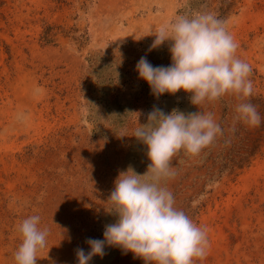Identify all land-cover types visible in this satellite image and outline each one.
<instances>
[{"label": "rangeland", "instance_id": "374dc122", "mask_svg": "<svg viewBox=\"0 0 264 264\" xmlns=\"http://www.w3.org/2000/svg\"><path fill=\"white\" fill-rule=\"evenodd\" d=\"M203 12L225 22L252 68L243 100L259 126L236 118L233 93L197 106L183 90L154 96L138 77L142 56L171 63V41L149 51L155 31ZM154 107L211 112L222 129L199 153L178 151L162 181L207 230L194 264H264V0H0V264H15L16 225L33 214L48 229L36 264H77L87 239H103L115 179L151 163L131 135ZM104 253L89 264H145L116 246Z\"/></svg>", "mask_w": 264, "mask_h": 264}, {"label": "clouds", "instance_id": "9594fccd", "mask_svg": "<svg viewBox=\"0 0 264 264\" xmlns=\"http://www.w3.org/2000/svg\"><path fill=\"white\" fill-rule=\"evenodd\" d=\"M154 35L149 51L171 41V63L153 66L142 56L135 65L138 77L148 83L154 96L183 90L191 93L192 104L200 106L233 93L242 98L234 109L236 118L249 126L260 125L256 107L243 100L253 93L252 68L236 55L238 45L222 19L210 12L180 14ZM221 133L211 112L185 113L174 108L166 114L154 107L147 123L131 135L147 146L151 163L142 175L131 168L119 173L107 199L117 218L104 226L103 239L86 240L87 253L83 248L76 250L77 264L103 257L105 245L130 251L145 264H194L195 259H203L208 249L206 228L175 206L173 193L162 181L175 175L171 161L178 151L197 154ZM16 231L20 243L13 253L15 264H36L48 235L41 217L23 218Z\"/></svg>", "mask_w": 264, "mask_h": 264}]
</instances>
